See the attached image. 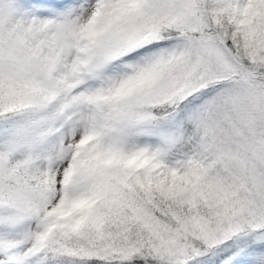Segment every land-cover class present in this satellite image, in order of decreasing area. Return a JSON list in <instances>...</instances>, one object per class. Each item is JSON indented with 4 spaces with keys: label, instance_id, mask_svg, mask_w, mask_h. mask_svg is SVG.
Returning a JSON list of instances; mask_svg holds the SVG:
<instances>
[{
    "label": "snow or ice",
    "instance_id": "1",
    "mask_svg": "<svg viewBox=\"0 0 264 264\" xmlns=\"http://www.w3.org/2000/svg\"><path fill=\"white\" fill-rule=\"evenodd\" d=\"M0 264H264V0H0Z\"/></svg>",
    "mask_w": 264,
    "mask_h": 264
}]
</instances>
